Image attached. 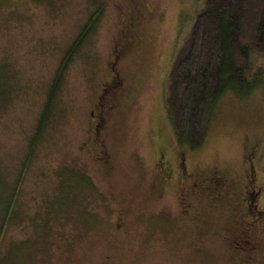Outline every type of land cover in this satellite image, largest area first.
<instances>
[{"label": "rangeland", "instance_id": "1", "mask_svg": "<svg viewBox=\"0 0 264 264\" xmlns=\"http://www.w3.org/2000/svg\"><path fill=\"white\" fill-rule=\"evenodd\" d=\"M203 2L0 0V207L15 189L18 212L2 230L0 209V255L30 241L27 250L12 251L8 264H264V190L256 192L243 176L246 157L258 154L255 184L264 185V55L251 56L260 73L252 81L261 84L247 96L226 92L218 100L197 150L176 145L165 111L171 65ZM98 3V25L67 66L20 174L50 81ZM107 101L119 106L102 126L116 160L110 170L91 154L90 113ZM156 138L168 167L183 156L186 172L217 171L231 180L236 196L227 194L218 204L191 194L183 216L181 192L155 165ZM63 168L81 171L92 185L75 190L77 206L69 211L55 209ZM80 202L91 214L86 224ZM243 222L255 223L248 235ZM239 239L254 246L247 263L238 258Z\"/></svg>", "mask_w": 264, "mask_h": 264}, {"label": "trees", "instance_id": "2", "mask_svg": "<svg viewBox=\"0 0 264 264\" xmlns=\"http://www.w3.org/2000/svg\"><path fill=\"white\" fill-rule=\"evenodd\" d=\"M91 1L94 3V0ZM203 1L171 65L164 97L165 111L173 139L177 146H185L191 151L203 145L211 113L226 92L247 96L262 82V80L258 83L252 81L260 73L253 71L251 56L252 53L264 55V0ZM102 9L101 3L94 4V9L88 13L87 20L60 60L48 86L34 132L25 147L20 174L34 155L49 121L64 72L94 33L102 15ZM261 77V79L264 78L263 75ZM20 180L21 178L16 182V188ZM91 186V182L81 171L63 168L58 197L60 199L57 200L55 209L60 208L61 211L75 209L77 206L73 196L75 190H80L82 193L89 190ZM16 196L17 192L14 189L0 207L3 217L2 230L18 217L14 207ZM80 205H82L81 214L84 215L81 218L83 224H86L87 216L90 217L91 214L87 212L83 202H80ZM40 224H44V221ZM35 229L36 225L33 228L36 233ZM24 241L11 245L7 252L1 254L0 264H8L7 262L12 261L10 255L15 249L22 246L24 250L25 248L27 250L30 241Z\"/></svg>", "mask_w": 264, "mask_h": 264}, {"label": "flooded vegetation", "instance_id": "3", "mask_svg": "<svg viewBox=\"0 0 264 264\" xmlns=\"http://www.w3.org/2000/svg\"><path fill=\"white\" fill-rule=\"evenodd\" d=\"M119 79V77H118ZM125 85L122 83L121 89L124 88ZM113 99V97H111ZM110 99V100H111ZM110 102V101H109ZM118 105H109L108 101L106 103H103L102 106L99 105V103L94 107V110L90 113L91 120L94 121L93 125V134H92V157L95 162L103 166L105 169H111L112 165L116 163V160L114 161L113 156L111 153L107 150L104 141L102 139V126H104L107 122V116H109V113H113L116 109H118ZM106 115V118H105ZM163 146L161 143V140L159 138H156L155 140V154H156V160L155 165L158 166L160 177L164 176V178H167V176H170V180L173 179V185L178 189L181 193V200H183L184 206L187 208L183 212V216H188L187 211L191 209V203L189 202L188 196L191 194L195 195H202V199H206L208 203L214 202V203H222L224 202L225 195L231 196L235 195L234 192H232V188L229 186L232 182L228 178L220 176V174L216 171L207 173V174H200V173H189L186 172V168L184 165V157L175 160V167L171 169L170 167L165 164V160L163 158ZM165 150V149H164ZM258 160V154L254 155L251 159L245 160V164L247 166V170L244 171V178L248 185L251 187H256V192H260L261 189L264 190V185H257L255 184V164L254 161ZM181 166V167H180ZM159 177V178H160ZM171 182V181H170ZM169 182V183H170ZM171 182V184H172ZM168 183V184H169ZM170 184V185H171ZM219 184V185H218ZM167 186V185H166ZM246 186L243 187V194L246 193ZM189 200H188V199ZM240 205H243L244 200L242 198L239 199ZM264 213V212H263ZM255 221V220H254ZM244 226L242 227V234L248 235L254 228V222L245 223L243 222ZM240 234V231L238 235ZM240 234V235H242ZM239 235V236H240ZM241 244V248L237 245V251L239 253V260L241 263H247L248 261L252 260L251 253L254 251V246L249 244V241H241L239 239L238 241ZM245 252L247 255L246 257H242L241 253ZM244 259V261L241 259Z\"/></svg>", "mask_w": 264, "mask_h": 264}]
</instances>
